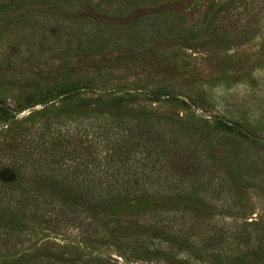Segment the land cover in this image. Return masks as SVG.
Wrapping results in <instances>:
<instances>
[{"label": "rangeland", "instance_id": "374dc122", "mask_svg": "<svg viewBox=\"0 0 264 264\" xmlns=\"http://www.w3.org/2000/svg\"><path fill=\"white\" fill-rule=\"evenodd\" d=\"M5 1L14 5L0 9V264L33 245L38 255L72 262L84 255L102 264H242L244 257L264 264V0ZM62 104L80 108L79 122L54 119ZM95 108L116 128L90 147L89 159L102 165L41 163L35 174L136 175V198L123 206L143 197L153 206L123 212L102 232L87 226L100 222L97 214L30 227L22 199L7 191V164L18 149L28 161L39 134L42 148H52L40 152L45 158L66 137L88 142L92 127L104 124L89 116ZM121 115L125 121L114 120ZM158 154L172 166L153 162ZM171 167L184 179L168 181ZM115 194L105 196L116 202ZM192 196L204 199L201 209L189 201L161 207V198ZM12 205L24 232L12 222ZM168 231L187 248L168 246L161 239Z\"/></svg>", "mask_w": 264, "mask_h": 264}, {"label": "trees", "instance_id": "16d2710c", "mask_svg": "<svg viewBox=\"0 0 264 264\" xmlns=\"http://www.w3.org/2000/svg\"><path fill=\"white\" fill-rule=\"evenodd\" d=\"M42 2L44 0H32V2ZM18 5L21 7H24L25 3L29 5L30 2H25L23 0L17 1ZM10 7L14 4L11 2H7L5 0H2L0 2V9L4 7ZM16 5V3H15ZM4 11V9H3ZM33 106V105H30ZM59 112L56 114L58 115L57 121L61 120L63 117H68L73 119L75 122H79V119L81 116V110L77 106H71V104H62L59 107H56ZM95 115H89L90 117L94 118L95 120H100L104 124H100L98 127H92V132L94 133L93 137H91L90 140L85 139V141H71L70 139L60 141L59 149L57 150V154H50L51 156L49 158H45L44 155L40 152H46L50 151L52 149L51 147L48 148V145L44 148H42V144L39 139H41V134L38 135L37 141L33 143V153L32 157L31 154H29L30 159L27 161L22 156V149H18L17 157L11 158L10 163L7 164L6 169L9 170L12 174V177H10V181L7 185V191L9 190V195L16 197H20L22 199V203L24 204V209L22 212V217L29 222V225L34 220L43 219V218H53L55 220L59 221H65L67 219L72 218V216L75 218L76 221H78L80 224L84 220L85 222H88L87 215L94 214L98 215L101 219L100 222L98 219H90L87 223V226L92 227L93 230H97L95 227L100 228V232L103 231L104 227L112 221L113 219L119 218L123 212H126L128 210H131L132 213H136V211L143 209H148L150 206H153V201L150 199V197L147 199L143 197V200L139 201L137 204L135 203L134 206H128L125 208L123 203L131 201V197H134V200L136 198V189H139L140 184H138V179H136L135 176H129V177H115V176H106L103 175V177H95L96 173H76L71 172L67 175H60L56 176L58 173L54 171V173L47 174H35L36 168L41 166L42 164L44 167H51L54 162L61 163V165H73V163L77 164H83L87 161H92L89 159L91 151V146H98L105 141H107L111 136H108V133L112 129H116L115 127H111L110 125H105V121L101 119L103 117L102 115L106 112L103 109L95 108L93 109ZM45 110H40L39 112H36L37 114H43ZM70 112V116L66 113ZM35 113V112H34ZM124 113V112H123ZM74 117H71L73 116ZM56 117V116H55ZM115 121H125L126 119L122 118V115L115 116ZM135 119V118H134ZM50 126L48 122H44L45 125ZM43 124V123H42ZM119 126V125H118ZM241 135H246L242 131ZM78 134H80V131H77ZM76 134V133H75ZM101 138V143L99 142V139ZM40 142V143H39ZM41 144V145H40ZM115 145V143L113 144ZM127 145V144H126ZM137 145L143 146L142 143H138ZM108 147V146H105ZM43 151H42V150ZM94 157V156H93ZM155 160L153 162H158V164H162L164 167L172 166L169 165L170 163L167 161V158H165L164 155L158 154L155 156ZM97 159V157H94ZM188 163V161H186ZM42 163V164H41ZM93 164H91L94 167H100L102 164L96 162L95 160L92 161ZM61 167V166H60ZM105 167V166H104ZM62 168V167H61ZM190 168H184L183 173L186 171H190ZM197 169L198 167H194L193 169ZM52 171V170H51ZM171 174H167L166 177L169 180L173 179H179L183 180L184 176L182 172H180V169L172 168L170 169ZM25 173H28V177L25 175ZM35 174V175H34ZM79 174V175H77ZM89 174V175H88ZM85 175V176H84ZM87 176V177H86ZM151 177V175L149 176ZM30 179V180H28ZM54 183L52 186H46L44 185L45 182L48 180H51ZM70 179V180H69ZM66 180V181H64ZM28 182L29 185L35 184L36 186L33 187H25L24 189H21L23 183L22 182ZM141 182V181H139ZM167 182V181H166ZM144 183V182H143ZM123 184V187L125 186V193L124 197L119 194V186ZM114 186L116 187V190H114ZM30 188V189H29ZM12 193V194H11ZM103 194L104 196L114 195V198H118L116 202H111L109 199L111 197L109 196H103L104 198H97L94 199L93 195L95 194ZM106 193V194H105ZM56 198L58 202H53L52 200ZM122 198V199H121ZM180 198V197H179ZM164 199H167V202L164 201ZM161 198L163 200L161 207H167L165 210L167 211L168 208L173 211V208L182 206L186 201H189V208L193 210H199L200 204H205L204 199H202L199 196H192L191 199H170V198ZM27 203V204H26ZM98 206L104 210V214L100 216V212L98 211ZM16 205H12L9 208V213L11 217H14L13 223L16 224L17 228H19L22 232L26 224L24 223V220H20L21 217H19L18 214H16ZM154 209H157V206L155 204ZM12 213V214H11ZM56 214V215H55ZM14 215V216H13ZM97 217V216H95ZM3 219V218H2ZM8 218H4L2 221L7 222ZM117 223V221H116ZM118 224V223H117ZM119 225V224H118ZM31 227V225H30ZM117 226H114V228ZM181 230L179 232H183L182 227L180 226ZM126 231H131L129 228H125ZM179 230V229H178ZM183 234V233H182ZM160 238V237H159ZM165 242H167L168 246L169 243L171 244L172 248L177 247L178 249L184 250L187 248V241L184 239V237H181L178 232L175 231H168L166 236L162 235V238ZM34 246V245H33ZM33 246H29L30 251H22L17 252L16 254H10L8 258V264H42V263H49L50 259L52 258L38 255L36 251H33ZM171 248V247H170ZM163 252H155L153 254L154 257H159ZM81 255L79 256L74 262L71 260H57L53 259L55 264H102L98 259H92L91 257L82 258ZM46 260V261H45ZM52 260V261H53ZM247 258H242V264H246Z\"/></svg>", "mask_w": 264, "mask_h": 264}]
</instances>
